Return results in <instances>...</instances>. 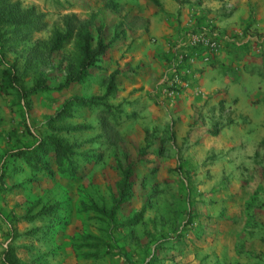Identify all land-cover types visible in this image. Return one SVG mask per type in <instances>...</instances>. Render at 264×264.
<instances>
[{"label":"rangeland","instance_id":"rangeland-1","mask_svg":"<svg viewBox=\"0 0 264 264\" xmlns=\"http://www.w3.org/2000/svg\"><path fill=\"white\" fill-rule=\"evenodd\" d=\"M9 1L22 9L34 8L45 23L28 41L0 47V71L13 66L17 87L23 90L31 86L37 69L30 47L46 42L61 16L90 17L103 27L107 42L121 33V10H132L126 0ZM182 3L180 9L193 23L172 29L176 34L170 40L178 38L167 65L172 74L161 93L153 86L122 87L146 77L148 66L140 58L143 49L150 51L157 44L154 36L141 48L130 51L129 46V53L110 45L83 83L60 92L18 102L0 85V254L9 245L26 264H264V0H222L211 10L204 0ZM148 5L159 11L154 0H143L137 9ZM202 7L211 14L198 15ZM180 15H172L178 25ZM91 34L95 38L92 29ZM70 52L71 44L53 54L49 64L46 59L41 63L50 86L63 77L58 63ZM219 55L224 56L222 62L216 60ZM199 62L221 79L225 76L227 84L220 85L216 95L224 94L228 101L178 103L195 86L193 74L201 67L194 66ZM114 71L117 92L109 104H120V143L114 148L85 143L96 135L95 110H77L67 121L92 126V131L66 140L82 144L77 151L100 153L99 163L76 158V175L70 180L33 173L17 159L1 160L8 150L31 143L24 124L33 134H43L44 119L64 100L102 95L103 79ZM173 76L178 83L170 85ZM230 87L241 94L238 108ZM214 131L217 135L211 136ZM145 143L149 147L141 151ZM139 152L143 157L134 165L128 201L111 219L88 210L90 205L110 206L121 168L133 163ZM50 168L55 170L53 164ZM140 209L136 224L123 225ZM40 211L44 214L36 219H25Z\"/></svg>","mask_w":264,"mask_h":264},{"label":"trees","instance_id":"trees-1","mask_svg":"<svg viewBox=\"0 0 264 264\" xmlns=\"http://www.w3.org/2000/svg\"><path fill=\"white\" fill-rule=\"evenodd\" d=\"M172 1L176 4L182 3L179 0ZM136 23L140 25L146 21L135 16L128 22V26H134ZM44 28L45 23L42 21V15L38 14L34 8L22 9L17 3L0 0V47L10 41L26 42L32 33L42 31ZM91 29L95 32V38L92 37ZM102 32L103 27L94 25L90 17L83 18L75 14L61 16L59 24L51 30L48 40L36 42L29 49L32 60H34L32 66L37 67L31 86L26 90L17 87V78L13 66L4 67L0 71V85L12 92L18 102H24L34 94L48 91L60 92L70 85L83 83L88 77L89 69L93 68L99 59L106 54L117 37V34L114 33L109 41L104 42ZM70 44L71 52L66 61L58 63V69H62L63 77L55 86H50L47 83L46 72L40 70L39 67L44 59H46V64H49L53 54L63 52ZM116 75L117 72L114 71L103 79L104 92L100 96L87 98L72 96L64 100L50 116L44 119L43 134H33L29 127L24 124V133L31 139V143L24 148L8 150L3 154L1 160L5 158L17 159L22 161L33 173L41 172L47 177L56 174L70 180L76 175V158L86 164L99 163L102 159L100 153L77 151L82 144L69 143L66 140L67 136H79L92 131V126L70 125L67 121L72 118L73 112L77 110H95L96 127L94 130L96 135L86 140L85 143L89 145L98 143L105 148L116 147L121 141L118 130L121 117L120 104L116 106L109 104L117 92ZM210 135L216 136L217 132H211ZM169 137L170 140H173L172 133ZM148 147V143H145L141 151ZM142 157L143 154L139 152L133 163H126L121 168L120 177L116 184V195L111 199L107 209L94 205H90L87 209L101 217L111 219L118 207L131 197L133 168L135 163L141 161ZM51 164L54 166V171L50 168ZM43 212L40 211L32 216H27L25 219L32 221L44 214ZM142 213L143 210L140 209L123 225L136 224ZM0 262L1 264H26L17 257L14 247L9 245L2 250Z\"/></svg>","mask_w":264,"mask_h":264},{"label":"crops","instance_id":"crops-1","mask_svg":"<svg viewBox=\"0 0 264 264\" xmlns=\"http://www.w3.org/2000/svg\"><path fill=\"white\" fill-rule=\"evenodd\" d=\"M125 2V0H122V4ZM128 2L127 5L129 7H132V10H121L122 11V16H121V24H120V29L117 39L114 40V42L111 44L114 46V49L120 50V49H127L129 46L131 48L133 47L134 49L141 48L144 44H148V39L151 36H154L157 38V44L151 47L150 51L149 49H143L142 56H141V62L145 63L144 66H148V72L146 73V77L143 79V81L138 80L136 81V84H132L131 82H125L122 87L127 88L129 86L133 87V85H137V87H143L145 89H149L152 86L155 87V91L157 93H161L163 86L165 85V82L171 78L172 72L168 69L167 65L168 62L170 61V58H172V51L171 49L173 48L172 43L177 41V37H174L173 40H170L172 35H174V32L172 29L176 27H190L189 24L187 23H193V21L188 20L186 10H181L180 5L181 4H176L172 0H154L156 4L158 5L159 11L157 12L154 7L151 5H148L145 10H139L137 9L138 4H142L143 0H126ZM182 1V0H179ZM191 2V0H189ZM203 1V0H201ZM222 1V0H221ZM221 1H211V0H204V7L206 9H216L218 4ZM120 3V4H121ZM185 3V0L184 2ZM182 3V4H183ZM257 4V2H256ZM260 5V2L258 6ZM261 6V5H260ZM204 7L201 8L197 12L198 15L203 16L205 13H210V12H205ZM143 8V7H142ZM141 9V8H140ZM259 10V9H258ZM176 11H180V25L177 23H174L172 21V15L176 13ZM211 14V13H210ZM138 17L140 20L146 21L144 24L136 23L134 26H128V22H130L131 18L133 17ZM118 18H116L117 20ZM230 21H234V16L230 17ZM119 21V20H117ZM212 21H210L211 23ZM117 24V22H114ZM218 25V24H217ZM225 27L224 22L219 23V26ZM221 27V28H222ZM118 30V29H117ZM176 34V32H175ZM180 42V41H179ZM177 46H180V44L177 42L175 44V49ZM133 48L130 50L132 51ZM177 50V49H176ZM130 51L127 52L129 53ZM145 55L146 57H144ZM129 61L132 62V59L130 56H128ZM217 61H223L224 56L219 55L216 57ZM137 60L136 62H138ZM221 61V62H222ZM224 63V62H223ZM201 68H199V67ZM195 68L198 67L199 70L195 71L193 75V82L195 84L192 89H189L185 95H182L179 99V104L180 103H189V101L197 100L198 102L204 103V101L210 99L211 101L214 100V98H217L219 101L221 100H227L228 98L226 95L222 94L217 96L216 93L218 89L220 88V85L223 84V86H226V81H225V76L221 77L216 73V71H213L210 69L208 66H205L203 63H197V65L194 66ZM225 78V79H224ZM232 78L230 77V80ZM241 78H239L240 80ZM241 81V80H240ZM192 83V82H190ZM231 86V85H230ZM260 87V86H258ZM257 87V88H258ZM233 91V92H231ZM236 91L235 87H230L228 92H231L234 94L233 98H237V104L235 107L238 108L240 107L241 102V94ZM262 91L264 93V88H262ZM246 93V91L244 90ZM216 95V97H215ZM172 103V101H171ZM190 103V104H191ZM252 105V102H250ZM172 105V104H171Z\"/></svg>","mask_w":264,"mask_h":264},{"label":"built area","instance_id":"built-area-1","mask_svg":"<svg viewBox=\"0 0 264 264\" xmlns=\"http://www.w3.org/2000/svg\"><path fill=\"white\" fill-rule=\"evenodd\" d=\"M197 41H198V40H197L196 38H194V39L192 40V43L195 44ZM210 45H213V43L210 44ZM178 59H179V61H177V62L180 63L181 58L179 57ZM185 73H186V72H185ZM173 78H174V79H172V81L170 82V85H172V83H175V82L178 83V78H177V76H173ZM185 86H186V85H185Z\"/></svg>","mask_w":264,"mask_h":264}]
</instances>
